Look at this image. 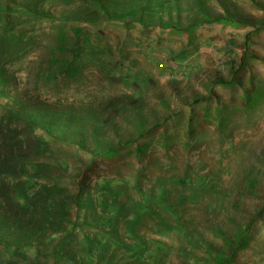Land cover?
Returning a JSON list of instances; mask_svg holds the SVG:
<instances>
[{
    "label": "rangeland",
    "instance_id": "obj_1",
    "mask_svg": "<svg viewBox=\"0 0 264 264\" xmlns=\"http://www.w3.org/2000/svg\"><path fill=\"white\" fill-rule=\"evenodd\" d=\"M0 264H264V0H0Z\"/></svg>",
    "mask_w": 264,
    "mask_h": 264
},
{
    "label": "trees",
    "instance_id": "obj_2",
    "mask_svg": "<svg viewBox=\"0 0 264 264\" xmlns=\"http://www.w3.org/2000/svg\"><path fill=\"white\" fill-rule=\"evenodd\" d=\"M18 246H20V245H18Z\"/></svg>",
    "mask_w": 264,
    "mask_h": 264
}]
</instances>
